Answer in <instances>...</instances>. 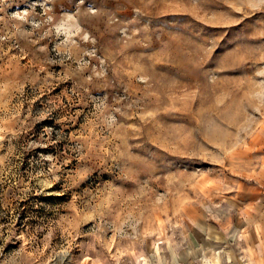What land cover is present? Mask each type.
Listing matches in <instances>:
<instances>
[{
    "label": "rangeland",
    "instance_id": "374dc122",
    "mask_svg": "<svg viewBox=\"0 0 264 264\" xmlns=\"http://www.w3.org/2000/svg\"><path fill=\"white\" fill-rule=\"evenodd\" d=\"M263 115L264 0H0V264H193Z\"/></svg>",
    "mask_w": 264,
    "mask_h": 264
},
{
    "label": "crops",
    "instance_id": "0c3cea01",
    "mask_svg": "<svg viewBox=\"0 0 264 264\" xmlns=\"http://www.w3.org/2000/svg\"><path fill=\"white\" fill-rule=\"evenodd\" d=\"M259 124L250 135L249 154L238 155L240 174L225 187L205 184L202 205L229 212L207 223L196 218L193 264H264V115Z\"/></svg>",
    "mask_w": 264,
    "mask_h": 264
}]
</instances>
